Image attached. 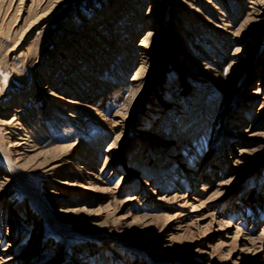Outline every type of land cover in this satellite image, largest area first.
<instances>
[{
	"label": "rangeland",
	"instance_id": "rangeland-1",
	"mask_svg": "<svg viewBox=\"0 0 264 264\" xmlns=\"http://www.w3.org/2000/svg\"><path fill=\"white\" fill-rule=\"evenodd\" d=\"M0 264H264V0H0Z\"/></svg>",
	"mask_w": 264,
	"mask_h": 264
},
{
	"label": "bare ground",
	"instance_id": "bare-ground-1",
	"mask_svg": "<svg viewBox=\"0 0 264 264\" xmlns=\"http://www.w3.org/2000/svg\"><path fill=\"white\" fill-rule=\"evenodd\" d=\"M18 145H20L21 143H17Z\"/></svg>",
	"mask_w": 264,
	"mask_h": 264
}]
</instances>
